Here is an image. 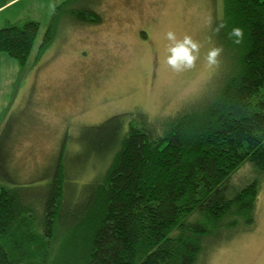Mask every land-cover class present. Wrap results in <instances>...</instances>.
<instances>
[{"label": "trees", "instance_id": "trees-1", "mask_svg": "<svg viewBox=\"0 0 264 264\" xmlns=\"http://www.w3.org/2000/svg\"><path fill=\"white\" fill-rule=\"evenodd\" d=\"M85 5L74 20L101 23ZM219 24L214 43L228 64L203 100L162 120L136 108L85 127V148H63L42 176L41 163L0 155V264H206L208 248L253 227L260 180H230L248 161L264 175V0H224ZM237 27L239 44L228 35ZM39 30L35 20L8 23L0 52L25 70ZM55 34L52 20L38 58ZM37 179L45 185L22 183Z\"/></svg>", "mask_w": 264, "mask_h": 264}, {"label": "rangeland", "instance_id": "rangeland-1", "mask_svg": "<svg viewBox=\"0 0 264 264\" xmlns=\"http://www.w3.org/2000/svg\"><path fill=\"white\" fill-rule=\"evenodd\" d=\"M81 4L100 13L102 22L75 21L71 11ZM223 18L224 0H0V28L27 20L40 24L25 70L0 52V138H4L0 155L10 153L18 167L27 163L36 168L41 163L43 169L34 176H42L55 157L64 158L63 148L74 155L85 148V127L136 108L162 120L196 94L195 100L208 97L214 89L212 79L220 77L228 64L223 56L215 69L205 61L207 51L218 47L213 25H220ZM52 20L54 40L38 58ZM168 31L178 38L190 35L202 44L192 71L177 74L164 63ZM87 134L96 136L94 130ZM246 163L230 182L260 180L255 223L213 252V246L208 248L206 264H264V175H256L253 163ZM90 168L84 171L92 175ZM81 171V164H76L73 176ZM31 176L25 178L32 180ZM22 183L28 188L45 185L42 179Z\"/></svg>", "mask_w": 264, "mask_h": 264}, {"label": "clouds", "instance_id": "clouds-1", "mask_svg": "<svg viewBox=\"0 0 264 264\" xmlns=\"http://www.w3.org/2000/svg\"><path fill=\"white\" fill-rule=\"evenodd\" d=\"M224 27L225 25L221 24L215 31L218 33ZM228 35L236 44L241 43L244 38L243 30L238 27L233 28ZM166 39L169 44L166 49L167 55L164 59V63L177 74L195 69L201 57L202 44L187 34L182 38H178L173 31H168L166 33ZM222 52L223 48L216 46L211 47L207 51L205 61L210 69H215L220 66Z\"/></svg>", "mask_w": 264, "mask_h": 264}, {"label": "crops", "instance_id": "crops-1", "mask_svg": "<svg viewBox=\"0 0 264 264\" xmlns=\"http://www.w3.org/2000/svg\"><path fill=\"white\" fill-rule=\"evenodd\" d=\"M10 3V2H9ZM8 4V3H7Z\"/></svg>", "mask_w": 264, "mask_h": 264}]
</instances>
